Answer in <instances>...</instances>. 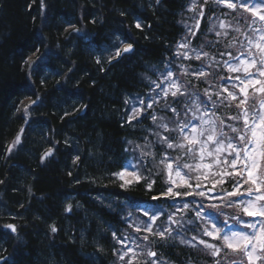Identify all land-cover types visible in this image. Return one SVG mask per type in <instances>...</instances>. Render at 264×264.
I'll return each mask as SVG.
<instances>
[{
  "label": "trees",
  "instance_id": "16d2710c",
  "mask_svg": "<svg viewBox=\"0 0 264 264\" xmlns=\"http://www.w3.org/2000/svg\"><path fill=\"white\" fill-rule=\"evenodd\" d=\"M195 4L190 10L193 0H43V5L41 0H0V258L7 257L8 264H124L117 255L123 246L113 231L121 239L136 240L147 233H136L128 224L147 220V210L158 213L154 227H159L166 222L164 214L174 211L169 205L182 202L152 199L168 187L161 159L165 152L175 157L179 151L164 149L155 135L163 131L157 125L175 128L177 118L167 108L171 96L139 117L142 123L127 122L131 107L137 97L150 102L154 92L149 80L166 67L190 93L203 97L209 84L218 91L225 83L220 77L229 73L212 58L222 65L226 53L237 56L244 50L241 45L247 47L246 37L257 38L248 13L233 12L214 0ZM186 41L189 49L178 48ZM126 43L132 44V52L114 58L116 48ZM192 49L209 56L186 60L175 55H193ZM41 60L43 70H36ZM210 63L212 75H193ZM178 99L181 103L174 106L183 121L185 97ZM258 100L250 97L249 103ZM238 111L234 104L215 109L226 123H234L227 117ZM18 135L20 143L9 154ZM50 149L52 155L42 161ZM129 161L144 179L123 189L112 173ZM149 180L155 181L151 191L146 189ZM230 183L224 187L230 190ZM223 212L218 217L209 210L205 219L221 224L228 214L241 215L235 207ZM197 223L200 231L174 232L167 241L149 236L148 249L157 251L159 264H213L208 250L192 236L219 242L201 236L203 222ZM8 224L16 226L14 235L3 231ZM124 243L135 247L130 240ZM147 259L145 252L141 264ZM219 259L228 264L243 257L228 252Z\"/></svg>",
  "mask_w": 264,
  "mask_h": 264
},
{
  "label": "snow or ice",
  "instance_id": "6c2138e0",
  "mask_svg": "<svg viewBox=\"0 0 264 264\" xmlns=\"http://www.w3.org/2000/svg\"><path fill=\"white\" fill-rule=\"evenodd\" d=\"M214 2L233 12L239 9L248 13L252 17V31L257 38L253 40L246 37L247 47L241 45L244 50L237 56H232L230 52L226 53L228 59L224 60L222 65L214 57L212 58L214 63L229 73L227 77H220L225 83L219 87L218 91L214 90V85L209 84V87L204 89L203 97L190 93L188 87L176 78L174 71L166 67L156 80H149L150 90L154 92V95L149 98L150 102L145 103L139 97L134 101L127 119L129 124L133 120L142 123L139 117L148 109H152L154 104H159L160 100L167 102L169 96L172 98L167 108L177 118L175 128H171L168 123L157 125L163 131L156 132L155 135L157 142L164 149L179 151L175 157H170L165 152L161 159L160 163L165 165L168 187L153 195L152 199L158 200L163 197L182 202L169 205L174 211L164 214L166 222L159 227H154L159 219L158 213L156 211L149 213L147 210L144 213L148 217L147 220L137 218L139 222L134 221L128 224V227L136 233H147L143 237H137L136 240H131L127 236L121 239L113 231V238L123 246V250L117 255L124 264H141V257L145 255V252L148 259L143 260L142 264H159L157 251L148 249L149 236L167 241L173 238L174 232L178 236L180 231L187 232L193 229L200 231L201 224L197 221L203 222L201 236L219 242L210 243L198 238L197 235L192 236L193 241L208 250L213 258V264H221V259H219L221 254L224 253L226 257L228 252L243 257L239 264H245V261L246 264H264V0H235V2L234 0H214ZM204 3L206 4L207 0H204ZM41 4L43 5V0ZM195 7V0H193V8L190 10H195ZM199 15L203 16V10ZM198 24L199 21H197V27ZM68 26L78 34L82 32L71 22ZM136 27L141 28L140 22L136 23ZM219 27L224 29L226 25L221 22ZM234 30L240 32L239 27ZM216 35L220 36L221 33L216 32ZM77 38L86 39L87 37L78 35ZM121 43L125 42L121 41ZM189 44L190 41L183 42L178 45V48L187 50ZM131 51L132 44L126 43L123 49L116 48L114 58H119L121 52ZM191 51L193 55H189L188 51H178L175 55L186 60L193 58L201 60L209 56L207 51L195 49ZM220 55L224 56L225 53H220ZM44 63L41 60L36 65V70H43ZM97 63L100 61L97 60ZM211 67L210 63L207 68L202 67L193 75L197 78H206L212 75L208 71ZM178 97H185L183 103L186 105V111L183 121L179 120L180 111L174 106L181 103ZM250 97H259L258 104L249 103ZM233 104L239 111L236 115L227 117V120L234 123H226L224 119L216 115L215 109L221 105L231 107ZM27 111L28 109L25 108V113ZM150 118L153 123L157 120L154 114ZM229 131L233 135H229ZM169 132H176L177 136L165 134ZM19 143L20 136L18 135L8 149L9 154L12 148ZM51 155L50 149L45 153L42 161ZM141 155L147 156L150 153L142 152ZM128 164L131 170L125 169L112 173L117 180L122 181L120 187L123 189L132 186L133 182L140 183L144 179L136 163L129 161ZM154 183V180H149L146 189L151 191ZM229 183L230 190L224 187ZM189 198L193 203H189ZM234 207L241 215L228 214L222 224L205 219L209 216V210H216L219 217L224 215L225 208ZM68 210H71L70 206ZM244 217H250L252 221L245 220ZM257 218H259L258 222H256ZM229 220L241 225L244 230L226 231L225 226L230 228ZM5 227L13 233L17 231L13 224ZM51 231L55 233L57 228L51 226ZM125 240H130L135 247H129L124 243ZM140 240L147 243L142 245L138 242ZM225 250L228 251L225 252ZM0 260L2 264H8L6 258H0ZM232 264L236 262L233 261Z\"/></svg>",
  "mask_w": 264,
  "mask_h": 264
},
{
  "label": "water",
  "instance_id": "95a60500",
  "mask_svg": "<svg viewBox=\"0 0 264 264\" xmlns=\"http://www.w3.org/2000/svg\"><path fill=\"white\" fill-rule=\"evenodd\" d=\"M130 52H128V53H123L122 52V54H129ZM6 230V229H5ZM9 231H10V233H13V232H11V230L9 229ZM0 264H2V260H0Z\"/></svg>",
  "mask_w": 264,
  "mask_h": 264
},
{
  "label": "bare ground",
  "instance_id": "6f19581e",
  "mask_svg": "<svg viewBox=\"0 0 264 264\" xmlns=\"http://www.w3.org/2000/svg\"><path fill=\"white\" fill-rule=\"evenodd\" d=\"M7 260H8V258L7 257H5Z\"/></svg>",
  "mask_w": 264,
  "mask_h": 264
},
{
  "label": "rangeland",
  "instance_id": "374dc122",
  "mask_svg": "<svg viewBox=\"0 0 264 264\" xmlns=\"http://www.w3.org/2000/svg\"><path fill=\"white\" fill-rule=\"evenodd\" d=\"M258 220V219H257Z\"/></svg>",
  "mask_w": 264,
  "mask_h": 264
}]
</instances>
